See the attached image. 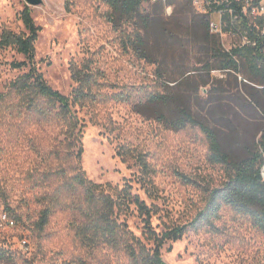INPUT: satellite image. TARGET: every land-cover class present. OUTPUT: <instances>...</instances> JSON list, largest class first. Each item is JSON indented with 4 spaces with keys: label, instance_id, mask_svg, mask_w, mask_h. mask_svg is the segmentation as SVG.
<instances>
[{
    "label": "rangeland",
    "instance_id": "374dc122",
    "mask_svg": "<svg viewBox=\"0 0 264 264\" xmlns=\"http://www.w3.org/2000/svg\"><path fill=\"white\" fill-rule=\"evenodd\" d=\"M42 1L30 6L26 0H0V33L4 27L24 31L20 15L28 6L42 29L35 46L36 61L52 87L66 95L72 93L76 85L71 74L73 64H89L103 75L104 96L79 111L86 122L82 164L88 177L120 187L130 183L133 192L153 207L152 224L158 232L187 226L180 240L163 246L162 256L168 264H264V231L253 218L225 203L218 208L210 203L211 191L222 186L227 171L211 161L206 135L197 126L173 128L137 104L145 99L146 92L160 89L163 81H172L184 69H199L203 67L199 60H208L202 43L191 34L192 16L201 14L192 4L188 11L182 12L186 0L159 3L162 8H156L151 1L144 3L146 15L150 14L168 29L178 28L182 31L180 38L188 37L190 43L175 54L166 55L162 45L152 42L149 56L141 58L128 38L140 22L112 20L114 13L107 0ZM219 41L227 50L240 39L228 35L219 37ZM23 59L15 49H0V95L11 80L24 73L13 69L10 63ZM243 77V72L238 74V89L242 93ZM222 78L227 75L212 70V80L207 85H197L196 80L178 88H174L173 82L167 84L172 92L196 93L200 97L196 103L200 105L210 99L212 89L219 88L224 90L220 93L232 97L238 95L233 88L235 81L216 80ZM119 92H129L131 101L111 98ZM233 120L238 140L228 149L235 157L243 158L247 155L243 142L253 143L252 136L261 125L260 117L241 110L234 113ZM60 131L61 127L53 123L43 126L25 115L18 116L0 97V210L5 209L21 224L19 230L8 234L11 242L15 233L28 231L33 248L32 252L23 253L17 243L4 244L2 232V247L14 249V259L7 264H131L122 251L82 243L71 228L70 214L66 211L54 213L43 229L38 227L42 209L38 197L48 189L42 182V174L55 164L48 154L56 138L62 137ZM124 145L146 155L150 173L145 176L150 184L144 183V173L134 158L124 161L118 154ZM126 220L134 234L152 246V241L144 236V222L134 206Z\"/></svg>",
    "mask_w": 264,
    "mask_h": 264
},
{
    "label": "trees",
    "instance_id": "16d2710c",
    "mask_svg": "<svg viewBox=\"0 0 264 264\" xmlns=\"http://www.w3.org/2000/svg\"><path fill=\"white\" fill-rule=\"evenodd\" d=\"M147 1L107 0L113 9L112 20L140 22V26L128 36L130 46L140 53L141 58L149 56L152 42L162 45L166 55L184 49L190 39L180 38L182 31L178 28L168 29L150 14L146 15L143 5ZM190 4L191 0H186L182 12L188 11ZM160 6L162 4H155L156 8H162ZM20 18L25 30L16 32L4 27L0 33V49L12 48L22 54L23 60H14L10 65L13 69L24 70V73L11 80L0 97H4V105L18 116L25 115L39 125L53 123L61 127L62 136L56 138L57 142L48 154L51 163L55 164L42 174V182L48 189L38 197L42 204L38 227L43 229L54 213L66 211L70 214L71 228L82 243L92 247L106 245L122 251L131 264H168L163 259L162 248L168 242L180 240L187 232V226H174L158 232L152 224L153 207L133 192L130 183L120 187L110 182H95L83 167L82 139L86 122L79 111L98 103L104 96L103 75L89 64H73L71 74L76 85L72 93L66 95L52 87L36 61L35 46L42 29L28 6L21 12ZM191 31L209 57L207 61L199 60L203 67L184 69L179 77L163 81L160 89L146 92L145 99L137 104L173 128L182 129L187 125L199 127L208 140L211 161L224 166L227 171L226 181L211 191L210 203L216 208L225 203L249 215L264 231V180L260 174L264 163V38L256 37L257 44L254 46H239L227 51L222 48L219 37L210 32L209 21L204 15L192 16ZM212 70H220L227 75L225 79H216L220 82L233 79V88L238 90V95L232 97L220 93L224 90L212 89L210 99L199 105L196 102L200 97L196 93L168 90V82L175 83L174 88L191 80H196L197 85H207L212 80ZM241 72L244 74V83H241L243 93L238 89V74ZM111 98L128 102L132 96L129 92H119L112 94ZM241 110L248 115H259L261 124L258 133L252 136L253 143L241 141L247 152L243 158L235 157L228 149L232 143H237L233 115ZM118 154L124 161L134 158L135 164L144 173V183L150 184L145 176L150 173V166L143 152L124 145L119 148ZM147 192L153 196L150 189ZM132 206L142 217L144 236L152 241V246L145 244L129 228L126 217Z\"/></svg>",
    "mask_w": 264,
    "mask_h": 264
},
{
    "label": "built area",
    "instance_id": "2783aa9c",
    "mask_svg": "<svg viewBox=\"0 0 264 264\" xmlns=\"http://www.w3.org/2000/svg\"><path fill=\"white\" fill-rule=\"evenodd\" d=\"M152 3H167L169 0H149ZM194 10L207 17L210 32L219 36H236L240 41L234 47L256 45V37L264 38V0H191ZM232 47V48H234ZM231 48V49H232ZM230 49H227V51ZM264 156V152H263ZM260 174L264 180V163ZM20 222L5 209L0 210V235L4 232V244L11 242L10 232L19 230ZM23 253L32 252L31 238L28 231L13 235ZM13 250L0 243V264L13 260ZM74 264V263H72Z\"/></svg>",
    "mask_w": 264,
    "mask_h": 264
},
{
    "label": "water",
    "instance_id": "95a60500",
    "mask_svg": "<svg viewBox=\"0 0 264 264\" xmlns=\"http://www.w3.org/2000/svg\"><path fill=\"white\" fill-rule=\"evenodd\" d=\"M30 6H37L42 4V0H26Z\"/></svg>",
    "mask_w": 264,
    "mask_h": 264
}]
</instances>
